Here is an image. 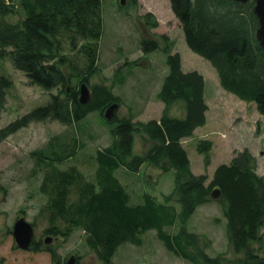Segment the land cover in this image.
Here are the masks:
<instances>
[{
  "label": "trees",
  "instance_id": "obj_1",
  "mask_svg": "<svg viewBox=\"0 0 264 264\" xmlns=\"http://www.w3.org/2000/svg\"><path fill=\"white\" fill-rule=\"evenodd\" d=\"M103 1L0 0V123L14 88L7 66L47 92L58 90L46 104L1 124L0 143L34 122L48 120L65 125L73 134L54 135L31 153L43 173L39 188L47 203L41 210L50 223L45 234L59 241L84 230L86 244L101 264H114L122 245L141 244L142 234L151 230L157 231L166 248L193 264H264V174L258 173L257 158L248 148L216 167L212 178L191 170L183 140L207 123L206 79L198 70L183 69L180 54L170 53L172 44L166 36L162 51L168 73L158 93L165 105L161 118L134 120L133 114L119 115L118 109L111 119L106 117L107 108L113 103L120 106L122 99L113 86L93 81L100 73ZM169 1L189 48L214 65L225 89L249 106L256 105L264 116V49L256 38L254 0ZM148 19L151 28L157 26ZM141 48L149 54L160 46L158 40L143 38ZM83 83L91 92L87 103L80 100ZM179 103L185 109L183 116L171 111ZM94 113L109 128L112 141L96 151L95 179L90 180L69 162L85 146L81 139L88 134ZM138 135L146 136L150 144L145 151H137ZM212 146L208 139H200L197 150L208 160ZM146 164L161 171L174 168V188L164 200L143 192L141 201L133 202L123 184L119 172L138 173ZM215 189L221 192L218 198L213 197ZM0 192L5 194L6 188L0 187ZM213 201L222 207L236 254L233 259L223 252L210 254L212 240L187 226L198 208ZM176 225L179 228L172 234L165 230ZM42 247L56 252L55 241L34 240L32 248ZM57 254L53 259L62 264Z\"/></svg>",
  "mask_w": 264,
  "mask_h": 264
},
{
  "label": "rangeland",
  "instance_id": "obj_2",
  "mask_svg": "<svg viewBox=\"0 0 264 264\" xmlns=\"http://www.w3.org/2000/svg\"><path fill=\"white\" fill-rule=\"evenodd\" d=\"M120 4V0L103 1L104 34L98 62L100 73L93 77L95 82L113 86L114 93L121 97L118 114H133L134 120L142 121L161 118L165 105L158 93L168 73L167 55L162 51L165 47L163 36H166L168 44H172L170 53L180 54L183 69L198 70L206 79V102L209 106L207 123L198 128L192 137L183 140L191 160V170L196 174L206 173L212 178L216 167L230 163L236 152L248 148L257 158L258 173L263 175L264 116L258 112L256 105L249 106L248 102L225 89L214 65L189 48L170 1L125 0L121 7ZM148 17L158 23L156 27L151 28ZM143 38L158 40L160 48L145 53L141 48ZM7 68L13 78L14 88L9 94L0 126L33 107L46 104L52 93H58V90L47 92L31 84L24 73L10 66ZM171 109L174 115H184L182 103L173 105ZM89 126L90 130L84 139L78 136L85 146L78 150L76 158L69 163L77 164L90 180H94L96 151L109 147L112 137L98 113L90 116ZM57 134L65 137L73 135L72 130L65 125L48 120L34 122L0 143V187L6 188L5 194L0 192L1 264H57L53 259V254L58 256L57 253L62 257V264L72 255L76 256V264H101L96 253L86 244L84 230H75L59 241L53 238L55 235L45 234L50 223L46 212L41 210L47 203V197L39 188L43 173L31 153L45 146ZM146 139V136H136L138 152L150 146ZM200 139H208L213 143L208 160L197 150ZM119 175L133 202H140L143 192H150L164 200V195L174 188V168L161 171L146 164L138 173L128 174L123 170ZM21 217L33 223L36 239L51 237V242L55 241L54 250L57 253L44 247L37 250L30 245L20 246L14 236V225ZM187 226L212 240L208 250L210 254L223 252L229 259L236 257L229 242L222 207L217 201L198 208ZM178 228L176 225L165 230L172 234ZM142 240L139 245H122L114 257V264H193L166 248L156 230L142 234ZM77 254L81 255L79 259Z\"/></svg>",
  "mask_w": 264,
  "mask_h": 264
},
{
  "label": "water",
  "instance_id": "obj_3",
  "mask_svg": "<svg viewBox=\"0 0 264 264\" xmlns=\"http://www.w3.org/2000/svg\"><path fill=\"white\" fill-rule=\"evenodd\" d=\"M243 3H247L250 0H236ZM125 0H121V4H124ZM254 13L258 19V28L256 30V38L260 42L264 49V0H254ZM91 99V92L86 83H83L80 91V100L82 103H87ZM118 103H113L106 110L105 115L108 119H111L115 115V110L118 108ZM221 196L219 189H215L213 197L218 198ZM14 235L18 244L22 247L29 246L32 242L34 231L32 225L25 220L20 218L14 227ZM67 264H75V258L71 257Z\"/></svg>",
  "mask_w": 264,
  "mask_h": 264
}]
</instances>
